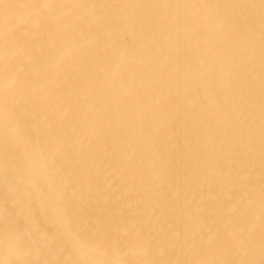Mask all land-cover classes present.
Returning a JSON list of instances; mask_svg holds the SVG:
<instances>
[{
    "label": "bare ground",
    "instance_id": "6f19581e",
    "mask_svg": "<svg viewBox=\"0 0 264 264\" xmlns=\"http://www.w3.org/2000/svg\"><path fill=\"white\" fill-rule=\"evenodd\" d=\"M0 264H264V0H0Z\"/></svg>",
    "mask_w": 264,
    "mask_h": 264
}]
</instances>
